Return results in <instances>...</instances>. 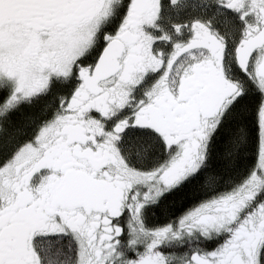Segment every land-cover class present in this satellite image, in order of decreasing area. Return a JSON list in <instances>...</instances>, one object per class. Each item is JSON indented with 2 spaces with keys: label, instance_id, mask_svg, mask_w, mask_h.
I'll use <instances>...</instances> for the list:
<instances>
[{
  "label": "snow or ice",
  "instance_id": "1",
  "mask_svg": "<svg viewBox=\"0 0 264 264\" xmlns=\"http://www.w3.org/2000/svg\"><path fill=\"white\" fill-rule=\"evenodd\" d=\"M0 264H264V0H0Z\"/></svg>",
  "mask_w": 264,
  "mask_h": 264
}]
</instances>
